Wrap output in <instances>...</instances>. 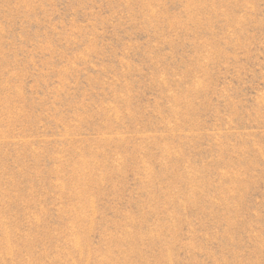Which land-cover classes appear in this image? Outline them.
Returning <instances> with one entry per match:
<instances>
[{
  "label": "rangeland",
  "instance_id": "1",
  "mask_svg": "<svg viewBox=\"0 0 264 264\" xmlns=\"http://www.w3.org/2000/svg\"><path fill=\"white\" fill-rule=\"evenodd\" d=\"M0 264H264V0H0Z\"/></svg>",
  "mask_w": 264,
  "mask_h": 264
}]
</instances>
